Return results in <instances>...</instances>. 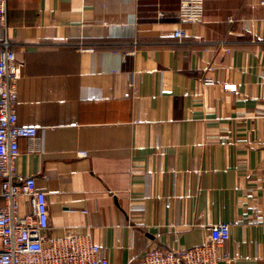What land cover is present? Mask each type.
Here are the masks:
<instances>
[{
  "label": "crops",
  "instance_id": "0c3cea01",
  "mask_svg": "<svg viewBox=\"0 0 264 264\" xmlns=\"http://www.w3.org/2000/svg\"><path fill=\"white\" fill-rule=\"evenodd\" d=\"M178 6L7 0L17 124L37 129L16 169L45 194L49 235L84 230L109 264L220 223L219 264H264V0H204L195 25Z\"/></svg>",
  "mask_w": 264,
  "mask_h": 264
},
{
  "label": "built area",
  "instance_id": "2783aa9c",
  "mask_svg": "<svg viewBox=\"0 0 264 264\" xmlns=\"http://www.w3.org/2000/svg\"><path fill=\"white\" fill-rule=\"evenodd\" d=\"M7 0H0V30H6ZM204 0H179L182 23L201 22ZM163 15L160 13L159 17ZM231 23L232 20L228 19ZM177 41L186 35L175 31ZM92 51V49H82ZM23 63L16 59L8 40L0 42V264H109L103 250L86 231L49 235L46 196L35 188V179L17 172L19 141H34L37 129L17 124V84ZM212 86L210 79L202 81ZM233 92L234 87H226ZM80 156L85 157L84 153ZM20 199L26 212L21 213ZM200 246L185 249L155 247L146 250L136 264H219L221 248L230 240V227L220 223L206 229Z\"/></svg>",
  "mask_w": 264,
  "mask_h": 264
}]
</instances>
